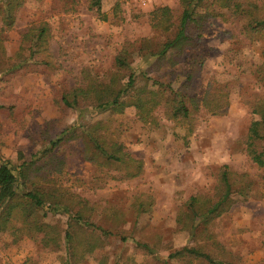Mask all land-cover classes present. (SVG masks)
Here are the masks:
<instances>
[{
    "label": "rangeland",
    "instance_id": "rangeland-1",
    "mask_svg": "<svg viewBox=\"0 0 264 264\" xmlns=\"http://www.w3.org/2000/svg\"><path fill=\"white\" fill-rule=\"evenodd\" d=\"M234 1L241 7L220 8L212 0H203L201 11L209 8L218 14L208 17L199 46L185 51L175 65L166 64L149 74L197 97L207 81L231 83L225 114L199 116L188 135L183 125L164 117L163 108L153 113L154 124L140 121L132 106L117 114L92 109L79 113L59 104L57 98L59 90L81 84L84 72L107 79L115 70V55L127 42L149 37L156 46L165 35L150 27L148 15L156 7L168 6L178 23L182 10L178 0H101L99 9L89 7L88 0H23L13 26L3 28L0 163L20 166L26 177L24 183L19 178L21 191L37 187L43 193L60 194L64 203L86 200L92 207L87 221L91 225H79L68 212L49 208L41 221L56 225L62 235L72 223V229L84 236H100L103 264H187L186 258L170 254L191 246L225 261L235 257L238 264H264V168L250 160L245 144L251 120L258 119L251 107L264 99V39L247 32L242 12L250 4L263 12L264 0ZM38 23L48 25L53 68L28 64L7 72L23 32ZM189 72L193 76L187 81ZM97 120L106 140L122 142L142 159L139 176L120 179L114 165L103 164L102 157L92 154L94 149L79 126ZM73 125L63 140L52 145V139ZM54 162V169L50 168ZM223 164L237 175H246L248 196L234 193L227 210L206 225L199 224L191 235L177 216L186 212L191 195L214 194ZM37 166L42 168L31 171ZM147 201L152 202L150 209L142 210L138 204ZM14 236L0 231V264H99L86 252L68 259L63 244L46 247L25 232L16 240ZM188 264L207 263L193 259Z\"/></svg>",
    "mask_w": 264,
    "mask_h": 264
},
{
    "label": "trees",
    "instance_id": "trees-1",
    "mask_svg": "<svg viewBox=\"0 0 264 264\" xmlns=\"http://www.w3.org/2000/svg\"><path fill=\"white\" fill-rule=\"evenodd\" d=\"M181 6V14L178 23H174V15L168 6L154 8L148 15L150 27L165 35V38L156 46H153L151 38L127 42L114 57L115 70L107 79L101 80L84 72L83 82L77 86L65 87L58 91L59 104L74 109L79 113L83 110L105 111L112 114L123 112L132 106L138 119L142 122H157L153 114L158 108H163L164 117L172 122L185 127V135L191 134L197 125L199 116L222 115L229 107V81H207L201 97L190 95L182 89L173 88L171 84L150 77V73L158 71L166 64L175 65L185 51L195 50L201 40L202 32L207 26V19L217 15L209 8L201 11L203 0H178ZM23 0H0V35L14 24L17 9ZM220 8L241 7L234 0H212ZM101 0H88V6L99 9ZM264 9V1L262 3ZM254 4L242 9L245 12V28L250 34H260L264 39V11L259 13ZM48 25L38 23L29 26L22 34L19 49L16 51L14 61L5 70L11 72L27 66L28 64H41L44 67H52L54 63L49 57L48 49ZM27 49L28 53L23 54ZM39 58V56L41 57ZM138 57L136 63L134 58ZM192 73L186 75L189 81ZM142 81L141 84H137ZM150 82V83H149ZM186 86V85H184ZM2 105H0V109ZM10 108V107H9ZM252 114L258 119L251 120L246 136V154L250 160L260 168H264V99L256 100L251 107ZM86 143L91 144L94 152L103 158V164L114 165L120 173V179H131L139 176L143 170V161L135 156L128 148L119 141L106 140L102 132L99 120L93 124L83 123L80 126ZM75 125L63 130L50 142L57 144L65 138L68 131L73 130ZM96 155V157H98ZM91 158H95L94 155ZM49 162V161H48ZM45 163V164H48ZM102 164V163H98ZM21 165V167H23ZM55 167V162L50 164ZM27 167V165H26ZM24 167V168H26ZM23 168V169H24ZM34 173L42 167L37 166ZM48 168V169H50ZM15 170H18L15 173ZM30 171V172H31ZM30 173V174H34ZM29 176V175H28ZM27 176V178H28ZM33 176V175H32ZM23 183L26 181L22 176L20 166H12L6 161L0 163V231H9L16 240L20 233H26L33 240L46 247H65L67 258L75 260L85 252L93 255L99 264H103L102 242L98 235H83L79 229L69 230L62 235L56 225L41 221L45 215V208L50 210H63L73 216L77 224L86 223L92 207L86 200L70 199L63 202V197L54 192H45L37 187L28 191L18 189L19 178ZM246 175H237L227 164L219 167L216 175L214 194L211 197L191 195L186 203V212L178 214L177 222L188 227L191 235L195 234L199 224L205 225L228 209L232 204L234 193L246 198L250 188ZM78 198V197H77ZM72 204L73 207L70 208ZM152 202L140 203L142 210H149ZM145 207V208H144ZM59 208V209H57ZM39 214V210H43ZM47 209V210H49ZM71 214V215H70ZM72 222V221H70ZM184 224H183V223ZM171 257L186 258L188 264L193 259L203 260L207 264H238L234 257L232 261L211 256L200 246L183 247Z\"/></svg>",
    "mask_w": 264,
    "mask_h": 264
}]
</instances>
